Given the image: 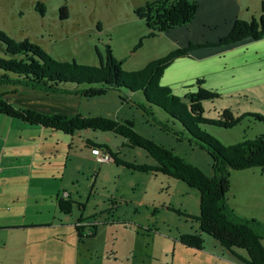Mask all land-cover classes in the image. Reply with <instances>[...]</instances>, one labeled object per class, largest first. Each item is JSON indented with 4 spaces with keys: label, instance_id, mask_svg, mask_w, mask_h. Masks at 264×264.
<instances>
[{
    "label": "rangeland",
    "instance_id": "374dc122",
    "mask_svg": "<svg viewBox=\"0 0 264 264\" xmlns=\"http://www.w3.org/2000/svg\"><path fill=\"white\" fill-rule=\"evenodd\" d=\"M66 1L70 19H59L58 9L63 5L68 8ZM154 1L0 0V32L15 41H29L55 61H74L90 67H99L101 60L103 62L107 44L112 56L121 61L122 72L140 71L148 63L175 51L170 49L163 34L148 37L145 22L134 15L135 10ZM249 1L250 6L255 2ZM38 2L44 6L42 16L35 9ZM0 57H12L4 53L1 43ZM165 87L180 97L181 87ZM218 93L219 99L203 103L207 119L219 118L229 107L233 115L245 110L253 113L247 107H258L254 102L244 99L238 102L235 97ZM80 100L75 114L121 124L128 122L140 136L163 146L211 178L210 156L185 139L179 140L173 133L164 131L160 123L180 129L157 107L151 108L152 116L143 111L139 107L144 103L141 92L110 90L105 95ZM200 128L225 146L264 137V124L249 117L232 128L211 125ZM47 131L52 133L50 143L55 147L51 163L43 162L47 165L42 169L38 167L39 175L36 169L28 182L21 183L20 176H16L3 185L0 225L2 218L4 222L5 218L11 221L5 211L13 207L17 195L23 196L27 191L29 206H46L45 209L52 206L58 213L55 197L59 195L58 201H70L71 213H60L59 218L50 216L55 226H63L58 230L48 229L51 231L46 236L23 229L5 232L0 227V256L11 264H244L241 260L247 258L244 250H227L205 234L201 235L203 244L199 250L180 242L182 237L198 233L193 219L199 215L197 190L160 172L134 171L112 162L98 164L88 140L107 146L124 162L156 167L146 151L130 146L126 139L112 132L86 129L68 135ZM34 194L39 195L37 204L31 203ZM226 198L237 215L264 222V169L231 171ZM78 221L95 225L96 235L76 237L74 225ZM83 233L87 234L88 229ZM261 246L264 249V240Z\"/></svg>",
    "mask_w": 264,
    "mask_h": 264
},
{
    "label": "trees",
    "instance_id": "16d2710c",
    "mask_svg": "<svg viewBox=\"0 0 264 264\" xmlns=\"http://www.w3.org/2000/svg\"><path fill=\"white\" fill-rule=\"evenodd\" d=\"M35 9L41 16L44 14L42 3H36ZM197 10L198 0H156L135 10L134 15L145 22L147 36L155 37L189 24ZM58 16L59 19L68 17L65 5L59 7ZM263 36L264 14H261L257 20H236L228 34L222 37L218 44L228 46L245 38L258 40ZM0 43L4 46V53L12 56L10 59L0 57V114L68 135L79 130L92 129L122 136L130 146L146 151L157 166L152 168L127 163L103 144L89 145L91 149L97 147L109 154L110 162L117 166L139 172H160L198 191L199 215L193 218L197 223L198 233L182 237L180 242L183 245L199 250L203 244L201 235L205 234L227 250H244L247 255L246 259H241L244 264H264V249L261 246V241L264 240V222L237 215L228 205L226 198L231 171L256 167L264 169V137L259 136L225 146L200 128L201 125L232 128L245 117L264 124V116L258 113L234 116L229 109H225L219 118L207 119L203 114V103L219 99L218 92L203 87L202 81L198 80L194 90L186 89L183 97H177L169 88L160 85L164 71L173 60L186 56L192 50L202 47L201 45L190 44L160 60L148 63L140 71L126 73L120 70L121 61L112 56L107 44L104 46L103 62L101 60L99 67H90L78 65L74 61H55L29 41L12 40L2 32ZM98 58L101 56L98 55ZM15 84L50 94L72 93L80 98L99 97L110 90L120 89H126L131 93L141 92L144 103L139 104V107L143 111L152 116L151 108L157 107L180 129L174 130L160 123L164 131L173 133L179 140L185 139L210 156L212 176L211 178L205 176L198 168L187 164L173 152L140 136L132 130L128 122L121 124L105 118L83 117L80 114L64 115L57 112L46 114L28 107L15 106L9 102V96L6 97L2 90L4 86ZM67 85H72L73 89L66 88ZM57 204L63 214L71 213L70 201L59 200ZM80 207L82 205H79ZM80 222L74 225L79 238L95 236V225H83ZM84 228L88 229L87 234H82Z\"/></svg>",
    "mask_w": 264,
    "mask_h": 264
},
{
    "label": "crops",
    "instance_id": "0c3cea01",
    "mask_svg": "<svg viewBox=\"0 0 264 264\" xmlns=\"http://www.w3.org/2000/svg\"><path fill=\"white\" fill-rule=\"evenodd\" d=\"M66 2L70 19L69 4ZM261 14H264V0H255L252 6L249 0H198L197 13L189 24L161 34L171 46L170 49H183L190 44L202 47L173 60L164 71L160 84L177 89L181 87L180 97H183L182 89L188 87L192 91L200 80L203 87L235 97L238 102L244 99L249 103H256L258 111L264 116V36L258 40L245 38L228 46L218 44L236 20H257ZM2 90L6 97L9 96L11 104L46 114H75L81 101L77 95L50 94L20 84L7 85ZM12 92L15 94H11ZM257 108L247 107L251 109L250 112L260 114L256 111ZM244 113L247 110L234 116ZM47 130L49 129L0 114V191L3 198V185L9 184L16 176H20L21 183L25 180L28 182L36 169L39 175V168L47 165L43 162L51 163L55 147L50 143L53 135ZM88 143L97 145L90 140ZM49 175L50 171L47 172V176ZM29 196V191L23 196L17 195L12 208L6 211L3 208L7 217H11V221L5 218V222L2 218L0 227L3 231L23 229L32 231L34 235L46 236L52 229L58 230L63 226H55L50 219L52 215L59 218L58 215L62 212L58 206V213L52 206L46 209V206H29ZM38 197V194L31 195V203L37 204ZM58 197L59 195L55 197L56 205ZM75 235L78 237L77 232ZM0 264L11 262L0 256Z\"/></svg>",
    "mask_w": 264,
    "mask_h": 264
},
{
    "label": "built area",
    "instance_id": "2783aa9c",
    "mask_svg": "<svg viewBox=\"0 0 264 264\" xmlns=\"http://www.w3.org/2000/svg\"><path fill=\"white\" fill-rule=\"evenodd\" d=\"M91 154L95 159V162L98 164H103L111 161L109 154L102 152L97 147L91 149Z\"/></svg>",
    "mask_w": 264,
    "mask_h": 264
}]
</instances>
